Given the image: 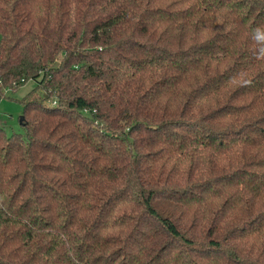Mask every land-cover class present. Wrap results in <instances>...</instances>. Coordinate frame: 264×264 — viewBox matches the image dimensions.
Segmentation results:
<instances>
[{"label":"trees","instance_id":"16d2710c","mask_svg":"<svg viewBox=\"0 0 264 264\" xmlns=\"http://www.w3.org/2000/svg\"><path fill=\"white\" fill-rule=\"evenodd\" d=\"M264 0H0V264H264Z\"/></svg>","mask_w":264,"mask_h":264},{"label":"rangeland","instance_id":"374dc122","mask_svg":"<svg viewBox=\"0 0 264 264\" xmlns=\"http://www.w3.org/2000/svg\"><path fill=\"white\" fill-rule=\"evenodd\" d=\"M35 87L32 80L24 85L6 91V97L0 101V127L5 128L11 134H25L20 124V117L23 116V104L20 102L25 95Z\"/></svg>","mask_w":264,"mask_h":264},{"label":"clouds","instance_id":"9594fccd","mask_svg":"<svg viewBox=\"0 0 264 264\" xmlns=\"http://www.w3.org/2000/svg\"><path fill=\"white\" fill-rule=\"evenodd\" d=\"M254 31L257 34V39H264V28H257Z\"/></svg>","mask_w":264,"mask_h":264},{"label":"water","instance_id":"95a60500","mask_svg":"<svg viewBox=\"0 0 264 264\" xmlns=\"http://www.w3.org/2000/svg\"><path fill=\"white\" fill-rule=\"evenodd\" d=\"M23 121H24V116H21V117H20V124H22Z\"/></svg>","mask_w":264,"mask_h":264}]
</instances>
